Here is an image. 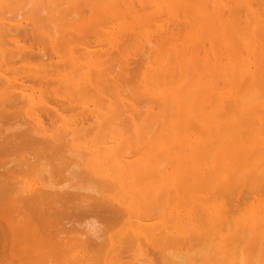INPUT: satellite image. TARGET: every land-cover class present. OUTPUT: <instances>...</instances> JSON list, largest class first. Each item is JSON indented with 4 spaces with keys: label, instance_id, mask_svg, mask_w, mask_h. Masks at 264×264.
Listing matches in <instances>:
<instances>
[{
    "label": "bare ground",
    "instance_id": "obj_1",
    "mask_svg": "<svg viewBox=\"0 0 264 264\" xmlns=\"http://www.w3.org/2000/svg\"><path fill=\"white\" fill-rule=\"evenodd\" d=\"M141 2L0 0V264H264V0Z\"/></svg>",
    "mask_w": 264,
    "mask_h": 264
},
{
    "label": "rangeland",
    "instance_id": "obj_2",
    "mask_svg": "<svg viewBox=\"0 0 264 264\" xmlns=\"http://www.w3.org/2000/svg\"><path fill=\"white\" fill-rule=\"evenodd\" d=\"M134 1H136L138 4H142L141 0H134ZM142 5L145 6V4H142ZM137 19H138V17H137ZM78 213H79V212H78ZM64 215H67V214H63V216H64ZM69 215H70V214H69ZM81 216H83V215H81ZM81 216H80V217H81ZM65 217H66V216H64V218H61L62 221H63V219H64L65 224H66L68 221H69V222H68L69 225H70L71 221H72L71 224H73V220H74L75 218H76V221L74 220V222H77V223H78V221H77V220H78V218H77L78 216H74V215H72V218L74 217L73 219L71 218V215H70V216H67L66 218H65ZM82 218H83V217H82ZM67 219H68V220H67ZM65 220H67V221H65ZM68 223H67V225H68ZM77 223H76V224H77ZM74 225H75V223H74L72 226H74ZM70 226H71V225H70Z\"/></svg>",
    "mask_w": 264,
    "mask_h": 264
}]
</instances>
